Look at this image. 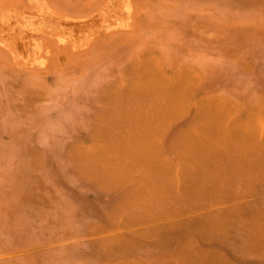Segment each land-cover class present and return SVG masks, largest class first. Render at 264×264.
Listing matches in <instances>:
<instances>
[{
    "label": "rangeland",
    "instance_id": "1",
    "mask_svg": "<svg viewBox=\"0 0 264 264\" xmlns=\"http://www.w3.org/2000/svg\"><path fill=\"white\" fill-rule=\"evenodd\" d=\"M149 1L130 44L0 48V264H264V0ZM148 53L184 84L141 116Z\"/></svg>",
    "mask_w": 264,
    "mask_h": 264
},
{
    "label": "bare ground",
    "instance_id": "2",
    "mask_svg": "<svg viewBox=\"0 0 264 264\" xmlns=\"http://www.w3.org/2000/svg\"><path fill=\"white\" fill-rule=\"evenodd\" d=\"M149 2L91 0L84 5L72 6L61 0H0V48L15 63L24 67H37L50 64L54 57L62 61L69 53L78 55L77 53L86 52L87 49L110 43V40L121 39L124 40V45L130 44L141 35L145 14L152 6H149ZM157 2L159 3L158 0ZM148 54L147 57L143 54L142 61L138 64L135 61L126 66L129 72L136 70L140 73L138 82L132 81L133 86L126 82L114 87L123 92L118 96L120 100L125 99V93H132L140 98L136 114L141 116H154L171 101L182 99L180 89L184 84L181 77L175 82L164 80L161 58ZM133 75L135 76L134 73Z\"/></svg>",
    "mask_w": 264,
    "mask_h": 264
}]
</instances>
